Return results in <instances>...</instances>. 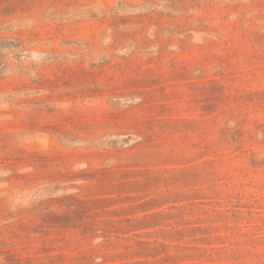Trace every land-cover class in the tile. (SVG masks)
<instances>
[{"label": "rangeland", "instance_id": "obj_1", "mask_svg": "<svg viewBox=\"0 0 264 264\" xmlns=\"http://www.w3.org/2000/svg\"><path fill=\"white\" fill-rule=\"evenodd\" d=\"M0 264H264V0H0Z\"/></svg>", "mask_w": 264, "mask_h": 264}]
</instances>
